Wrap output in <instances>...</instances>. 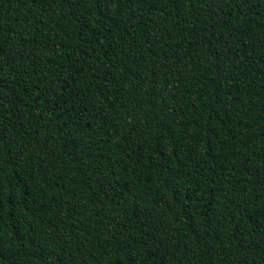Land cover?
Instances as JSON below:
<instances>
[{"label":"trees","instance_id":"1","mask_svg":"<svg viewBox=\"0 0 264 264\" xmlns=\"http://www.w3.org/2000/svg\"><path fill=\"white\" fill-rule=\"evenodd\" d=\"M0 264H264V0H0Z\"/></svg>","mask_w":264,"mask_h":264}]
</instances>
